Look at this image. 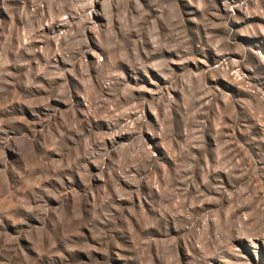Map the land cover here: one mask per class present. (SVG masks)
<instances>
[{
	"label": "rangeland",
	"instance_id": "rangeland-1",
	"mask_svg": "<svg viewBox=\"0 0 264 264\" xmlns=\"http://www.w3.org/2000/svg\"><path fill=\"white\" fill-rule=\"evenodd\" d=\"M0 264H264V0H0Z\"/></svg>",
	"mask_w": 264,
	"mask_h": 264
}]
</instances>
